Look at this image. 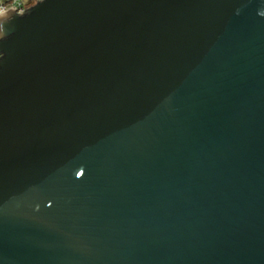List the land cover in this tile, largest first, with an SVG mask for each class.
Masks as SVG:
<instances>
[{
    "label": "water",
    "instance_id": "95a60500",
    "mask_svg": "<svg viewBox=\"0 0 264 264\" xmlns=\"http://www.w3.org/2000/svg\"><path fill=\"white\" fill-rule=\"evenodd\" d=\"M0 264H264V0L0 13Z\"/></svg>",
    "mask_w": 264,
    "mask_h": 264
},
{
    "label": "built area",
    "instance_id": "2783aa9c",
    "mask_svg": "<svg viewBox=\"0 0 264 264\" xmlns=\"http://www.w3.org/2000/svg\"><path fill=\"white\" fill-rule=\"evenodd\" d=\"M14 7L18 12L25 11V0H0V13Z\"/></svg>",
    "mask_w": 264,
    "mask_h": 264
},
{
    "label": "trees",
    "instance_id": "16d2710c",
    "mask_svg": "<svg viewBox=\"0 0 264 264\" xmlns=\"http://www.w3.org/2000/svg\"><path fill=\"white\" fill-rule=\"evenodd\" d=\"M38 2V0H28V2L26 1V5L27 6H32V4H36Z\"/></svg>",
    "mask_w": 264,
    "mask_h": 264
},
{
    "label": "flooded vegetation",
    "instance_id": "af4514ba",
    "mask_svg": "<svg viewBox=\"0 0 264 264\" xmlns=\"http://www.w3.org/2000/svg\"><path fill=\"white\" fill-rule=\"evenodd\" d=\"M29 7H31V6H27L26 5V2H25V9H27V8H29ZM12 8H14V7H12ZM10 9V8H9Z\"/></svg>",
    "mask_w": 264,
    "mask_h": 264
},
{
    "label": "rangeland",
    "instance_id": "374dc122",
    "mask_svg": "<svg viewBox=\"0 0 264 264\" xmlns=\"http://www.w3.org/2000/svg\"><path fill=\"white\" fill-rule=\"evenodd\" d=\"M26 1L28 2V0H25V2H26ZM32 5H33V4H32Z\"/></svg>",
    "mask_w": 264,
    "mask_h": 264
}]
</instances>
